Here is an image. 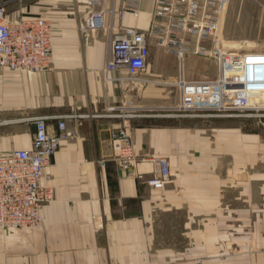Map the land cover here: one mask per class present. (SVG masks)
Listing matches in <instances>:
<instances>
[{
	"label": "crops",
	"instance_id": "0c3cea01",
	"mask_svg": "<svg viewBox=\"0 0 264 264\" xmlns=\"http://www.w3.org/2000/svg\"><path fill=\"white\" fill-rule=\"evenodd\" d=\"M86 0H0L11 19L42 17L53 26V67L30 74L0 68V155L30 149L34 118L51 133L67 122L71 136L45 168L56 199L43 225L0 230V264H264V140L243 118L173 117L170 86L178 59L150 41L140 79L126 70L106 75L112 32L82 31ZM117 9L125 0H105ZM155 0H142L147 31ZM248 11L262 0H244ZM110 19L108 20V25ZM188 80L213 79V60L188 56ZM185 60V62H186ZM210 61V62H209ZM211 77V78H209ZM175 79V80H173ZM243 121V120H242ZM126 127L140 161L132 176L114 158L112 132ZM155 157H167L162 189Z\"/></svg>",
	"mask_w": 264,
	"mask_h": 264
},
{
	"label": "built area",
	"instance_id": "2783aa9c",
	"mask_svg": "<svg viewBox=\"0 0 264 264\" xmlns=\"http://www.w3.org/2000/svg\"><path fill=\"white\" fill-rule=\"evenodd\" d=\"M82 31L112 32L105 73L126 70L130 79H140L147 68L150 41L171 52L180 65L195 56L216 62L213 79L188 80L183 70L176 83L179 103L168 112L173 117L248 118L254 97L264 96V52H233L220 48L218 36L226 0H155L149 30L126 27L127 14L139 19L142 0H125L120 9L115 1L86 0ZM110 24L108 25V20ZM53 67V26L42 17L11 19L7 5L0 4V68L37 74ZM35 132L27 150L0 155V230H30L43 225L44 207L55 201V189L48 185L45 168L71 134L67 122H59V133L48 130L44 118H34ZM114 158L130 176L140 157L126 127L112 132ZM155 177L138 180L162 189L171 178L167 157L152 159Z\"/></svg>",
	"mask_w": 264,
	"mask_h": 264
},
{
	"label": "rangeland",
	"instance_id": "374dc122",
	"mask_svg": "<svg viewBox=\"0 0 264 264\" xmlns=\"http://www.w3.org/2000/svg\"><path fill=\"white\" fill-rule=\"evenodd\" d=\"M264 2V0H262ZM244 0H226L220 27V39L226 49L233 52H264V3L255 5L258 10L248 11L244 8ZM211 60V59H209ZM210 62V61H209ZM213 63L216 62L213 61ZM192 64L186 60L180 65V70L200 71L203 73H214V68L208 66L207 69L191 67ZM211 78V77H209ZM175 80V79H173ZM177 87L170 86V98L172 103L177 99ZM254 97L252 100H256ZM262 107V106H261ZM264 108V106H263ZM248 118H243L236 125L244 124V128L251 134L261 135L264 140V110L250 111Z\"/></svg>",
	"mask_w": 264,
	"mask_h": 264
},
{
	"label": "bare ground",
	"instance_id": "6f19581e",
	"mask_svg": "<svg viewBox=\"0 0 264 264\" xmlns=\"http://www.w3.org/2000/svg\"><path fill=\"white\" fill-rule=\"evenodd\" d=\"M219 33H220V28H219V32H218V36H219V38H220V34H219ZM220 44H221L220 48H221L222 50H227V49L225 48V46H224L222 40H221ZM251 104H252V106H256V107L264 106V96H258V99H256V100H251Z\"/></svg>",
	"mask_w": 264,
	"mask_h": 264
}]
</instances>
